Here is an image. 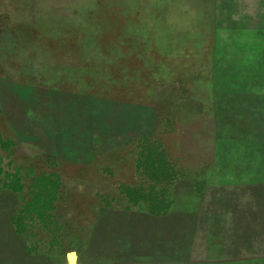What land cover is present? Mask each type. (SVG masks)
<instances>
[{
    "label": "rangeland",
    "instance_id": "rangeland-1",
    "mask_svg": "<svg viewBox=\"0 0 264 264\" xmlns=\"http://www.w3.org/2000/svg\"><path fill=\"white\" fill-rule=\"evenodd\" d=\"M0 136V264H264V0H0ZM141 137L164 215L120 192Z\"/></svg>",
    "mask_w": 264,
    "mask_h": 264
},
{
    "label": "trees",
    "instance_id": "trees-1",
    "mask_svg": "<svg viewBox=\"0 0 264 264\" xmlns=\"http://www.w3.org/2000/svg\"><path fill=\"white\" fill-rule=\"evenodd\" d=\"M137 147L141 151L136 158V174L138 181L134 185L120 184V192L126 198V209L135 207L143 203L149 213L153 215H164L169 211L172 200L169 196V186L176 178L175 170L171 169L170 162L166 158L165 150L158 139H146L141 137L138 139ZM147 151L143 149V143ZM14 142L10 139L3 140L0 136V148L8 151ZM143 149V150H142ZM2 156L0 155V174L2 172ZM169 168L171 170H169ZM177 174V173H176ZM18 175V174H17ZM15 175L9 180V176L5 177L3 186L11 191H16ZM15 179V180H14ZM59 179L56 173H43L33 179L32 198L25 203V211L28 216L37 215L40 218H49V212L54 209V202L57 199L59 191ZM16 226V220H13ZM18 229V228H17ZM18 232V231H17ZM19 233V232H18ZM20 234V233H19Z\"/></svg>",
    "mask_w": 264,
    "mask_h": 264
},
{
    "label": "water",
    "instance_id": "water-1",
    "mask_svg": "<svg viewBox=\"0 0 264 264\" xmlns=\"http://www.w3.org/2000/svg\"><path fill=\"white\" fill-rule=\"evenodd\" d=\"M71 257H73V258H74V263H73V264H75V263H76V260H75V256H73V255L69 257V264H72V263H71V260H70V259H71Z\"/></svg>",
    "mask_w": 264,
    "mask_h": 264
},
{
    "label": "bare ground",
    "instance_id": "bare-ground-1",
    "mask_svg": "<svg viewBox=\"0 0 264 264\" xmlns=\"http://www.w3.org/2000/svg\"><path fill=\"white\" fill-rule=\"evenodd\" d=\"M71 259H73L74 260V258L72 257ZM72 262V261H71ZM72 263H74V262H72Z\"/></svg>",
    "mask_w": 264,
    "mask_h": 264
},
{
    "label": "crops",
    "instance_id": "crops-1",
    "mask_svg": "<svg viewBox=\"0 0 264 264\" xmlns=\"http://www.w3.org/2000/svg\"><path fill=\"white\" fill-rule=\"evenodd\" d=\"M205 190H206V187H205ZM72 261V260H71ZM72 263V262H71ZM73 264V263H72Z\"/></svg>",
    "mask_w": 264,
    "mask_h": 264
}]
</instances>
